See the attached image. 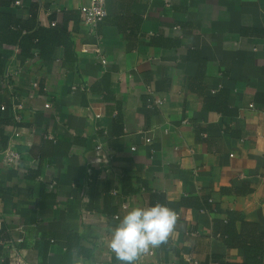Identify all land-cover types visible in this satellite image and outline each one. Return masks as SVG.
<instances>
[{"label":"crops","instance_id":"0c3cea01","mask_svg":"<svg viewBox=\"0 0 264 264\" xmlns=\"http://www.w3.org/2000/svg\"><path fill=\"white\" fill-rule=\"evenodd\" d=\"M15 1L0 0V142L21 155L0 157V264H119L109 226L154 192L264 233V0H105L93 28L89 0ZM33 10L43 27L71 17L70 59L7 40L4 15ZM170 208L172 236L137 264L243 260L216 235L223 213Z\"/></svg>","mask_w":264,"mask_h":264},{"label":"trees","instance_id":"16d2710c","mask_svg":"<svg viewBox=\"0 0 264 264\" xmlns=\"http://www.w3.org/2000/svg\"><path fill=\"white\" fill-rule=\"evenodd\" d=\"M2 16V15H1ZM7 19L6 25L10 27L8 30V41L16 44L21 53L25 57H30L33 50H36L38 55L44 60H49L53 51L58 46L64 47L66 59H70L73 55V50L67 31V23L71 18L64 14L61 22L54 26L43 27L37 25L36 12L31 11L30 16L25 21L14 20L11 15H4ZM1 18V17H0ZM3 25L0 19V26ZM9 29V28H8ZM6 31V29H5ZM4 39V38H3ZM150 202H157L169 207L180 206H195L201 209L215 213H223L224 219L214 221L216 235L223 238L227 247H239L242 250L243 260L226 261L224 264H264V233L259 232L257 226L245 221L242 215L236 211H223L217 204H212L208 198H203L202 202H197L195 199H183L178 202L168 201L163 193H152ZM236 221H240L241 229L237 231ZM221 224V228L219 224Z\"/></svg>","mask_w":264,"mask_h":264},{"label":"clouds","instance_id":"9594fccd","mask_svg":"<svg viewBox=\"0 0 264 264\" xmlns=\"http://www.w3.org/2000/svg\"><path fill=\"white\" fill-rule=\"evenodd\" d=\"M114 219L116 223L108 229L107 247L119 264H137L151 249L169 241L178 218L173 209L157 202L149 207H131ZM72 264L84 261L74 259Z\"/></svg>","mask_w":264,"mask_h":264},{"label":"built area","instance_id":"2783aa9c","mask_svg":"<svg viewBox=\"0 0 264 264\" xmlns=\"http://www.w3.org/2000/svg\"><path fill=\"white\" fill-rule=\"evenodd\" d=\"M16 4H19V1H15ZM107 15V10L105 7V0H89L87 4L79 7V17L80 21L87 25L89 28H93L97 22L102 20ZM55 22H51L50 25H54ZM100 62L102 64L106 63L105 58H101ZM158 102V101H157ZM45 107H49L50 103H45ZM146 141H149V138H146ZM0 157L2 162L6 166L17 165L20 162L21 155L19 152L12 150L8 147H3L0 142ZM55 184V181H52L48 184L49 188H52ZM112 193H118V190L113 189ZM151 254L152 251H149ZM10 264H26L23 259L19 256H15Z\"/></svg>","mask_w":264,"mask_h":264}]
</instances>
